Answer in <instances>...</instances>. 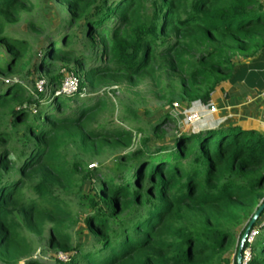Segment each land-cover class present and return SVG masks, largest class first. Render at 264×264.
Segmentation results:
<instances>
[{
  "label": "trees",
  "instance_id": "1",
  "mask_svg": "<svg viewBox=\"0 0 264 264\" xmlns=\"http://www.w3.org/2000/svg\"><path fill=\"white\" fill-rule=\"evenodd\" d=\"M53 1L67 15L33 70L40 88L20 78L29 46L8 31L34 4L0 0V263L236 262L264 202V133L208 127L201 115L169 143L134 146L114 103L91 94L167 80L171 104H208L224 81L263 64L264 0ZM63 69L78 75L76 93L61 91ZM108 151L119 153L112 167L88 166ZM81 213L86 235L74 231ZM253 229L244 249L264 264V211Z\"/></svg>",
  "mask_w": 264,
  "mask_h": 264
},
{
  "label": "rangeland",
  "instance_id": "2",
  "mask_svg": "<svg viewBox=\"0 0 264 264\" xmlns=\"http://www.w3.org/2000/svg\"><path fill=\"white\" fill-rule=\"evenodd\" d=\"M32 2L34 4L33 9L23 12L21 19L17 23L10 25L8 31L13 36L24 39L29 46L27 56L24 58L28 67L20 75V78L35 80L39 87L43 88L45 80L39 81L38 74L34 73L33 70L43 59V55L51 42V37L57 38L62 33L61 29L60 31L57 30L61 23H63L67 11L63 3H56L53 0H32ZM32 22H34L35 28L31 26ZM28 71H32V74L26 77ZM62 72L64 75L72 73L66 71V69H63ZM76 76L78 75L76 74ZM16 77L14 78L15 80L19 79V76ZM175 86H177V83ZM173 89L170 81L167 80L164 81L161 87L149 81H143L136 86L119 85L105 88L92 93L91 96H106L114 103V113L111 116L116 124L133 130L134 146L141 144L142 140L147 138L150 140V146H158L173 141L175 134L183 130L192 129V124H187L185 121L186 115L190 113L188 109L189 104L187 105L178 99H175L172 104L169 101L172 97L171 92ZM64 93L69 94V92ZM167 114L173 117L167 119ZM109 115L107 113L106 118ZM156 125L159 127V132L155 130ZM162 130L165 132L164 136L159 137ZM118 154V152L108 151L96 158L86 157V161L90 168L92 166L98 168L107 166L110 168ZM89 183L87 181V184ZM76 196V191L67 194L69 199H75ZM72 204L75 211L80 210L77 200L74 203L72 202ZM74 231L75 234L77 233L76 235H79V233L83 235L87 234L83 213H81L80 222L74 227ZM36 245V256L46 262L52 263L53 252L44 253L41 251L42 244L39 241H36ZM59 256L62 259H66L62 253Z\"/></svg>",
  "mask_w": 264,
  "mask_h": 264
},
{
  "label": "crops",
  "instance_id": "3",
  "mask_svg": "<svg viewBox=\"0 0 264 264\" xmlns=\"http://www.w3.org/2000/svg\"><path fill=\"white\" fill-rule=\"evenodd\" d=\"M264 61L260 66H249L233 80L224 81L212 94L208 104L189 105L203 117L208 127L221 124L240 126L264 133Z\"/></svg>",
  "mask_w": 264,
  "mask_h": 264
},
{
  "label": "built area",
  "instance_id": "4",
  "mask_svg": "<svg viewBox=\"0 0 264 264\" xmlns=\"http://www.w3.org/2000/svg\"><path fill=\"white\" fill-rule=\"evenodd\" d=\"M79 87H80V81L78 76H76L74 72L66 74L64 76L61 87L62 92H69V94H73L78 91ZM261 95L262 98L264 99V89ZM200 118H201V114L198 111H192L186 115V120L188 124H193L196 121H198ZM257 233H258L257 229H253L252 232L250 233L249 238L247 240L250 244L254 241ZM252 256L253 254L250 246L244 249L242 264H249V262L252 260ZM233 264H237V261L234 262Z\"/></svg>",
  "mask_w": 264,
  "mask_h": 264
},
{
  "label": "water",
  "instance_id": "5",
  "mask_svg": "<svg viewBox=\"0 0 264 264\" xmlns=\"http://www.w3.org/2000/svg\"><path fill=\"white\" fill-rule=\"evenodd\" d=\"M264 211V202L258 207V209L256 210V212L254 213V215L252 216L245 232L243 233L240 243H239V247L237 250V264H242V258H243V251H244V247L245 244L249 238L250 233L253 230V226L256 223L258 217L261 215V213Z\"/></svg>",
  "mask_w": 264,
  "mask_h": 264
}]
</instances>
